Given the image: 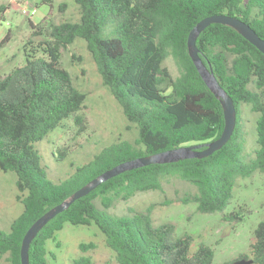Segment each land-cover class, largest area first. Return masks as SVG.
I'll use <instances>...</instances> for the list:
<instances>
[{"label":"trees","instance_id":"1","mask_svg":"<svg viewBox=\"0 0 264 264\" xmlns=\"http://www.w3.org/2000/svg\"><path fill=\"white\" fill-rule=\"evenodd\" d=\"M74 3L78 21L38 25L46 39L40 43V56L27 53L22 66L0 78V171L15 176L16 189L22 194L21 213L8 231L0 229V258L5 257L9 264H20L22 239L37 219L107 170L128 160L220 136L224 128L220 100L205 85L188 55L187 38L199 21L212 15L232 16L264 40V0ZM39 4L50 6L52 0H39ZM76 39L85 42L102 84L125 119L136 127L137 137L134 142L104 147L92 160L54 182L36 144L65 120L76 117L85 102V94L75 87L60 62L61 51ZM196 47L234 102L236 125L230 140L209 157L149 165L100 184L41 229L30 244L29 264H49L47 244L65 225L95 226L119 264L213 263L210 246L199 243L193 247L192 235L177 236L172 223L155 225L149 213L115 216L107 212L114 199L160 191L164 180L177 178L195 189L185 192L178 202L195 204L201 214L222 213L238 179L264 174V55L236 31L220 24L202 31ZM167 58L177 66L178 76L172 77L164 66ZM242 105L257 114V149L249 159L242 154ZM225 218L240 219L237 213ZM250 261L264 264V219L253 230ZM71 264L93 263L81 256Z\"/></svg>","mask_w":264,"mask_h":264},{"label":"rangeland","instance_id":"2","mask_svg":"<svg viewBox=\"0 0 264 264\" xmlns=\"http://www.w3.org/2000/svg\"><path fill=\"white\" fill-rule=\"evenodd\" d=\"M78 19L79 10L74 0H52L50 6L40 5L39 0H0V42L4 40L0 48V78L22 66L27 53L40 56V43L46 39L36 28L38 25ZM60 62L86 99L76 117L65 120L36 144L48 177L54 182L63 180L75 167L92 160L104 147L120 141L134 142L137 137L136 127L125 119L120 106L102 84L83 40L76 39L62 50ZM164 66L172 77L178 76L171 58L165 60ZM256 119L257 114L242 105V154L246 159L252 158L257 149ZM61 153L63 158H60ZM194 191L179 179L168 178L160 191L138 193L128 200L114 199L107 212L115 216L149 213L155 225L172 223L177 236L192 235L193 247L204 243L213 249L212 264L250 261L253 230L264 219V174L257 172L250 178L238 179L233 197L222 213L201 214L195 204L178 202L185 192ZM20 197L15 176L0 171L1 230L8 231L12 220L21 213ZM97 205L102 208L99 202ZM229 213H237L240 219L229 221L225 218ZM47 250L49 264H71L81 256L89 257L93 264H119L95 226L65 225L54 240L48 242ZM0 264L9 263L1 257Z\"/></svg>","mask_w":264,"mask_h":264},{"label":"water","instance_id":"3","mask_svg":"<svg viewBox=\"0 0 264 264\" xmlns=\"http://www.w3.org/2000/svg\"><path fill=\"white\" fill-rule=\"evenodd\" d=\"M212 24L228 26L236 31L241 37L253 45L260 53L264 55V40L246 23L238 18L228 15H212L199 21L190 31L187 38L188 55L192 60L197 72L211 93L220 100L224 117V128L220 136L212 141L182 146L171 150L163 151L149 156H143L136 159L120 163L107 170L99 177L90 181L87 185L77 190L71 197L63 203L51 208L37 219L25 233L20 248V264H29V248L33 239L41 229L58 214L64 212L73 202L88 195L100 184L116 177L124 172L138 169L154 164L175 163L187 159H203L211 156L213 153L222 149L230 140L236 125V109L233 100L219 85L212 70L207 67L199 57L196 47V40L200 33ZM251 261L240 262L236 264H250Z\"/></svg>","mask_w":264,"mask_h":264}]
</instances>
